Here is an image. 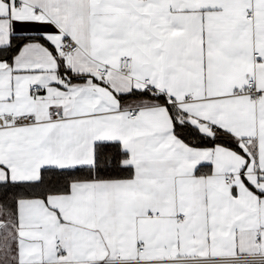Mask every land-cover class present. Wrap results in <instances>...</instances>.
Instances as JSON below:
<instances>
[{"label": "snow or ice", "instance_id": "snow-or-ice-1", "mask_svg": "<svg viewBox=\"0 0 264 264\" xmlns=\"http://www.w3.org/2000/svg\"><path fill=\"white\" fill-rule=\"evenodd\" d=\"M0 264H264V0H0Z\"/></svg>", "mask_w": 264, "mask_h": 264}]
</instances>
